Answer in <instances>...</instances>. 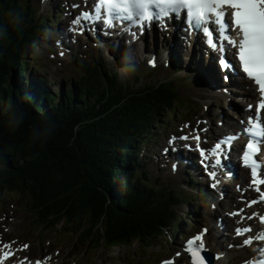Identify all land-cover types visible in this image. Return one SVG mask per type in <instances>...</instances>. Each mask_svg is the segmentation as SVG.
I'll list each match as a JSON object with an SVG mask.
<instances>
[{
	"label": "trees",
	"instance_id": "obj_1",
	"mask_svg": "<svg viewBox=\"0 0 264 264\" xmlns=\"http://www.w3.org/2000/svg\"><path fill=\"white\" fill-rule=\"evenodd\" d=\"M30 1L0 0V193L19 192L36 231L56 230L62 224L91 248L147 250L166 235L173 220L176 227L184 224L167 212L175 202L168 201L176 200L174 193L165 186L162 190L151 186L137 159L138 141L146 134L147 143L152 130L161 126L162 114L181 116L173 111L180 109L179 94L172 82L161 80L131 90L118 81L115 67L89 65L86 60L79 73L86 82L58 94L40 85L35 93L36 83L25 77V69L38 65L28 59L31 42L36 44L34 51L41 50L37 38L42 32L23 31L24 21L46 25L51 18L40 16ZM144 68L136 64L127 70L137 74L135 70L141 69L140 75ZM34 80L43 83L40 75ZM9 104L22 116L14 129L8 124ZM47 125L53 131L43 139ZM14 169L28 181L18 182L11 191L6 186L11 174H5ZM84 184L92 187L91 198Z\"/></svg>",
	"mask_w": 264,
	"mask_h": 264
},
{
	"label": "rangeland",
	"instance_id": "obj_2",
	"mask_svg": "<svg viewBox=\"0 0 264 264\" xmlns=\"http://www.w3.org/2000/svg\"><path fill=\"white\" fill-rule=\"evenodd\" d=\"M50 6V3L47 5ZM39 12L44 13L46 9L43 8V6L38 7ZM57 22H54L53 24H56ZM58 24V23H57ZM50 31V30H48ZM44 34L40 35L41 37V50H38L37 52L31 51L30 56H35L38 59H36V63H38L37 71L34 73H39L41 76L44 77V80L48 83L46 88L48 90H51V92L58 94V90L67 89L70 87V85L76 80V82L80 79H78L79 74L76 71V67L72 65L76 58L75 55L78 54L77 49L74 47L71 54H65V58H55L51 59V55L49 52L51 50H48V48L53 49L52 45L50 44V40L52 41L56 40V35L54 31H52L50 34L45 35L46 31H43ZM146 40L149 41L150 37H146ZM90 45L87 46L82 45L83 51L82 54H85L86 56L91 55L99 62H101V65L106 66V60L108 61H115L114 65L117 66V77L118 81L120 83L126 84L127 86L131 87L132 89H138L141 87V85L145 83H154L158 80H162L163 82L166 81L167 75H170L171 77H176L177 81L180 84H184L185 86H188L190 88H180L181 92L187 96V99L192 103L190 108H193V114H191L188 117H177L175 116V119L170 120L171 122L168 124L166 128L156 129L155 135H159L164 131H167L165 136H167L168 133L171 131H178L179 127L181 126V123L185 120L192 119L191 122L194 126H199L205 130L207 128V123H210V127L217 129V123L218 119L220 117V114L225 116L226 114L230 115L229 109L225 105V95L221 93V88L215 92H211L204 88L202 81H196V71H195V64H198L195 60L194 56L187 58L185 53L188 51L186 47L181 44V57L178 59V66L181 67L176 74L172 72L171 69H168L164 72H162L160 69H155L153 71L147 70L148 68H144V73L146 71L150 72V74L142 73L139 75V70H135L137 74H133L134 72H131L129 70H124L123 65L131 62L133 56L129 55L128 50L126 49V52L121 51V49H115V51L109 49V52L107 50L103 53L105 55H99L100 52H96L94 48L96 46L89 41ZM160 44V43H159ZM144 43L137 46V51H141V46H143ZM157 54H162L159 49L153 48ZM136 52V50H135ZM134 53V52H133ZM164 53H168V50L166 48ZM128 55V56H127ZM147 55L150 56L149 53ZM138 56L143 57V54H138ZM171 57V55H168ZM85 57L84 55L82 58ZM128 57V60L126 59ZM116 58V59H115ZM158 58V57H157ZM32 58H29L30 61ZM114 59V60H113ZM161 63L164 64V60H161ZM30 69V68H28ZM217 70L216 66H214V71ZM186 71L189 73V82L193 83L192 87L190 85H187L186 83H183V81L178 77V74ZM71 76V79L69 78ZM143 76V78H141ZM222 79V78H221ZM195 88L202 89L205 93V97L201 98L196 95ZM241 88V87H239ZM223 102H217L219 103V107H213L210 105V101L213 100H222ZM233 101H237L234 97L233 100L231 99L230 102L232 104ZM238 102V101H237ZM240 103V102H239ZM215 104V103H214ZM213 104V105H214ZM207 106V113L206 109L204 107ZM218 109V110H217ZM183 109L179 110V112H182ZM198 112H202L204 115L199 114ZM207 113V114H206ZM187 116V115H186ZM200 116L203 118V122L199 124V121H196V117ZM165 115L162 114L161 120L162 123L164 120ZM199 118V117H198ZM166 123V121L164 122ZM164 123L162 125H164ZM188 124H183V126H187ZM163 135H161L160 139L157 140L152 146V150L157 152H161L163 149H167L168 145L170 144L171 139L164 140ZM185 148V145H183ZM146 149V151H145ZM147 147L142 146L139 151V157L141 158L142 155H149V151H147ZM152 156V155H151ZM144 161V164L142 166L143 170H147V174L149 177H151L154 180V175L157 173L155 169H153L150 164L146 161L147 159L142 158ZM154 163L156 164V158L153 159ZM160 165H163V162L160 163ZM31 169H36L35 165L29 164L27 165ZM15 170V169H14ZM11 174L10 182L6 186H11V191L13 189L19 187L18 182H27L28 180H21V171L15 170L13 173L11 171L7 172L5 175L8 176ZM36 175V173H35ZM161 178L165 181H170L172 186L175 188H184L186 193H192L191 189L188 187V185L183 184V178L182 176L172 173L169 171L168 168L164 169V172H160ZM188 179V178H186ZM50 185H53L50 180L47 181ZM152 182V180H151ZM228 188H230L232 191L234 190V184L233 182H230L227 184ZM92 187L88 184L83 185V190L85 193H89V198L92 197ZM231 194H234L232 192ZM19 192L11 193L7 191H2L0 193V237L5 238L7 236L8 238H12L10 240L11 244L13 246H16L18 242H21L22 244L18 247L19 249H22L24 254H28L31 257H49L52 260V264H107V262H111L112 264H156L159 259L166 258V257H176V251L184 247V241H180V234L185 232L186 230L198 229L200 225H202L204 222L206 225H208L207 220L213 216V212H215L214 207L216 206L217 199H212L208 201L200 200L197 203V210L200 211V213L196 214L194 212V204L190 205H183L180 204L179 206L174 207L173 212L177 215H181L183 217V221L185 223L184 226L180 227L177 232L178 236L173 235V231H168V236L172 239V242L168 243L164 241V236L159 238L158 240L153 241L152 247L145 250L144 248L140 251L137 250L135 252L134 246L132 247H124L119 246L114 249H104L102 247L100 248H91L88 246V242H84L82 240H76L75 236H73L72 233H69L62 224H58L56 230H43L38 233L36 231V223L33 222V216H31V213L27 211V209H23L22 202L23 200L18 197ZM184 200H187L188 197L181 196ZM214 198V197H213ZM55 202L58 201L57 197L54 198ZM195 202V201H194ZM50 204H52L50 202ZM218 214V213H217ZM188 217H191L193 219V224L195 228L190 225V221L187 219ZM210 227V224L208 225ZM176 232V233H177ZM212 236L217 233V230L211 231ZM27 241V242H24ZM27 245L28 247L25 248L24 246ZM86 245V246H84ZM232 250V249H229ZM140 253V255H139ZM180 257L186 258L184 255H180ZM78 261V263H77Z\"/></svg>",
	"mask_w": 264,
	"mask_h": 264
},
{
	"label": "snow or ice",
	"instance_id": "obj_3",
	"mask_svg": "<svg viewBox=\"0 0 264 264\" xmlns=\"http://www.w3.org/2000/svg\"><path fill=\"white\" fill-rule=\"evenodd\" d=\"M182 15L189 31L202 32L206 37V44L221 54L220 64L224 70L235 71V66L227 59L224 42L235 48V56L242 72L258 86L260 99L255 108V115L249 117L247 121L248 126L245 129V134L249 139L246 150L242 154V161L244 166L251 170V183L256 186L255 191L259 194V200L264 201V191H261L259 187L264 185V179L258 178V176L264 175V164H261L256 158L264 149V117L261 116V112L264 111V0H97L92 10L82 12L73 23L81 25L79 29L81 33L86 30H94L96 23L103 24L105 34H111L107 30L121 24H126L129 31L133 27H137L142 32L154 22L165 24L167 19L173 16L179 19ZM233 31L235 35H233ZM149 63L155 66V60ZM252 107L249 105V109ZM190 138L196 141V149L203 158L204 166L218 169L222 165V157L227 156L231 145L238 137H226L214 145L210 150L211 156L215 157L214 162L209 159L208 150L201 147V136L198 130L194 136L184 135L178 139L187 141ZM189 147L191 146L189 145ZM173 170H176V165H173ZM207 174L215 181L210 185L215 189L220 182L217 171L210 170ZM257 202L256 199H253L248 206ZM259 219L261 223H264V214ZM251 231V228H240L237 229V234L242 235ZM207 232L208 230L204 229L187 240L184 251L190 256L191 264H211L205 255ZM253 239L264 241V232L246 239L244 243L251 245ZM3 247L11 248L9 244H5ZM14 255L15 253L11 250L3 251L0 254V264H4ZM176 255L180 256L181 254L177 253ZM20 264H24V262L21 261ZM36 264H40V262L37 261ZM164 264H174V261L166 260ZM258 264H264V260H260Z\"/></svg>",
	"mask_w": 264,
	"mask_h": 264
},
{
	"label": "bare ground",
	"instance_id": "obj_4",
	"mask_svg": "<svg viewBox=\"0 0 264 264\" xmlns=\"http://www.w3.org/2000/svg\"><path fill=\"white\" fill-rule=\"evenodd\" d=\"M42 1H39V0H33V1H30L29 2V5L31 6V8L34 6V5H36V6H38V7H41L42 6ZM43 8L44 9H46L45 11H47L48 9H51V10H55L56 12H60V5H57V3L56 2H52L51 4H50V6H47V5H43ZM5 13V12H4ZM171 23H173V22H171ZM24 24L26 25V27L24 28V30L23 31H29L31 28L33 29V30H36V31H39L40 29H42L43 28V26H46L45 24H41V25H37V23L35 22V21H24ZM62 24H64V22H62L61 23V25ZM71 25H73V24H71ZM177 28H178V30H180V31H184V28H182V27H180V26H178L177 25ZM54 29V31L57 33H60V34H63L64 36H66L68 39H70V41H72V44L74 45V47L77 49V51H78V56L76 55V59L75 60H73L74 61V63H76V68L79 70V68H81L82 66H81V64L84 62V57L82 58V56H83V54H82V51H83V48H82V45H81V39H82V37L81 38H77V40H79V43L77 44V42L74 40V38L71 36V34H70V31H69V28H67L66 29V31L65 30H62V29H59V28H53ZM75 29V28H74ZM49 30V29H48ZM47 30V28L46 29H44L43 31H48ZM41 35H43V33L41 34ZM40 35H38V37H39ZM157 37H159V35L157 36ZM172 38H176V36L175 35H172L171 36ZM85 38V37H84ZM97 40L98 39H100L99 37H95ZM178 41H179V38H178ZM153 42L155 43V46H150L148 43H147V40H146V37L145 36H143L142 37V39H141V41L140 42H132L130 45H124V44H122V45H120V47L119 48H116V47H114V46H107L105 43H102V44H98V46H96V48H94V50H96V52H100V54L99 55H105L103 52L104 51H106V53H107V50H108V52H109V49L111 48V50H113V51H115V49H121V51H124V52H126V49H129L128 50V52H126V53H128L129 55H132L133 56V58H132V60H131V62L129 63V60H128V57H126V59L128 60L127 62L128 63H126L125 65H123V66H126V65H132V64H135V63H137V62H139L141 59H142V57H140V56H138V54L140 53V54H145V53H147V50L150 48V49H153V48H157L158 49V47L159 48H162L163 46H159L158 45V41H157V39H153ZM119 42H117V44H118ZM142 43H144V45L143 46H141L142 48H141V51L140 52H138L137 51V46L138 45H140V44H142ZM225 46H226V43H225ZM192 48V47H191ZM135 50H136V52H135ZM134 52V53H133ZM154 52H155V50H154ZM155 54H157L156 52H155ZM128 56V55H127ZM78 57V58H77ZM160 64H162L161 62H160ZM77 65H79V66H77ZM219 73H221V71H219ZM218 73V74H219ZM28 75H29V78L31 79V80H34V79H36L37 78V75L36 74H34L33 72H31L30 70H28ZM196 76H197V80L196 81H206V82H208L209 84H210V86L212 87V90H219V88H221V87H224V86H226V87H228V91H230L231 93H235L236 92V89L235 88H233V87H230V85H231V82H230V80H220L219 78H214V80L212 79V78H210L209 77V74L205 71V70H200V71H198V72H196ZM237 77H238V79H241V76L238 74V72H237ZM87 80H86V78H84V80L82 79V78H80L76 83H84V82H86ZM248 81L244 78V83H247ZM242 86V83H240L239 85H238V90L241 92V88H239V87H241ZM198 88H195V91L197 90ZM137 91V90H136ZM198 93V92H197ZM199 93L200 94H202L200 91H199ZM247 93H250L249 91H247ZM203 96L205 97V93L203 92ZM244 99H241L240 101H243ZM108 106V105H107ZM224 117H226V116H224ZM226 120L227 121H229V120H231V119H229V118H226ZM8 125V124H7ZM189 141V140H188ZM187 141V142H188ZM181 148L180 149H178V155H179V153H181ZM190 155V154H189ZM192 156V164H190L191 166L193 165V168H189L188 167V169L189 170H192V172H191V174L189 175V176H187V177H184L183 178V181H182V183L183 184H186V185H190L192 182L194 183V182H196L197 181V179H198V174H200L199 172H200V167L196 164V158L193 156V155H191ZM180 158V157H179ZM181 159V158H180ZM233 160H234V157H233ZM149 164H150V166L153 168V169H155V171L157 172L155 175H154V182H155V184L158 186V187H160V188H162V187H167V186H169V181H165V180H167V179H165V180H163V178H161V175H160V172L161 171H163L164 172V169L166 168L165 167V165L163 164V165H160V163H161V161H156L157 163L155 164L154 163V161H153V159H150V156H148L147 155V160H146ZM182 161V160H181ZM183 163L185 164V161H183ZM143 164H144V161H143V159H142V163H141V166H143ZM190 166V167H191ZM235 166H236V161H235ZM137 170H140V169H138L137 168ZM144 172H146L147 173V170L145 171L144 170ZM186 178H188V179H186ZM105 187V186H104ZM190 189H191V192H192V194H198L199 193V191H198V186L197 185H191L190 186ZM225 190H227L226 188H225ZM169 199H171V198H169ZM171 201H176V202H179V203H182L183 201H185L182 197H180V198H178V199H176V200H169L168 202H171ZM221 203V202H220ZM91 205V204H90ZM86 209V208H85ZM217 212H219V210H216ZM218 214H220V213H218ZM217 213H214L213 212V214H211V215H213V216H211L208 220H207V222H208V225L210 224V228L211 229H213V230H217V235L219 236V239H221V240H223V238L225 237V236H227V232H228V224H230L231 222H232V219H230V218H228V216H224V215H218ZM215 220H217V222L220 220L221 222H222V224H223V227L221 228V226L220 225H218L217 224V222H216V224H215ZM206 239H207V241H208V246L206 247L207 248V250H215L216 252H218V258L215 260V263L214 264H228L229 262H231V261H233L234 259V257L235 256H240V253H241V255H243V254H250L251 253V249L250 248H242V249H235V252H232V250L231 251H229L228 252V255H221L220 253H219V251H218V248L216 249L214 246H213V236H209V231L207 232V234H206ZM206 242V241H205ZM225 242V241H224ZM180 257H178L177 259H176V262L178 261V259H179ZM47 259H48V261L49 262H52V260L49 258V257H47ZM48 261H46V264H49V262ZM186 264H190L189 263V261L187 260L186 261Z\"/></svg>",
	"mask_w": 264,
	"mask_h": 264
},
{
	"label": "clouds",
	"instance_id": "obj_5",
	"mask_svg": "<svg viewBox=\"0 0 264 264\" xmlns=\"http://www.w3.org/2000/svg\"><path fill=\"white\" fill-rule=\"evenodd\" d=\"M6 113H7V117H8V124L10 128H15L17 126H19V123L22 120V116L17 112L16 107L14 104H9L6 107ZM33 131V137H35V129L32 130ZM53 131V128L51 125H47L44 128V134L42 136H40L43 139H46L48 136L51 135ZM30 137V138H33Z\"/></svg>",
	"mask_w": 264,
	"mask_h": 264
}]
</instances>
